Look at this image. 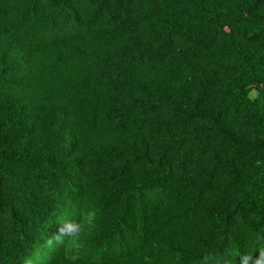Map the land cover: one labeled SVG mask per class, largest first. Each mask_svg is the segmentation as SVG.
I'll return each mask as SVG.
<instances>
[{
	"label": "trees",
	"instance_id": "trees-1",
	"mask_svg": "<svg viewBox=\"0 0 264 264\" xmlns=\"http://www.w3.org/2000/svg\"><path fill=\"white\" fill-rule=\"evenodd\" d=\"M256 233L264 0H0V264H264Z\"/></svg>",
	"mask_w": 264,
	"mask_h": 264
},
{
	"label": "clouds",
	"instance_id": "clouds-1",
	"mask_svg": "<svg viewBox=\"0 0 264 264\" xmlns=\"http://www.w3.org/2000/svg\"><path fill=\"white\" fill-rule=\"evenodd\" d=\"M80 199L82 204L79 209H73L69 204L67 210L59 211L49 224V227H57L47 238L46 244L58 246L68 262L76 261L86 250L87 236L97 228L101 219L95 196L91 191L85 190ZM251 244L264 254V233L254 234Z\"/></svg>",
	"mask_w": 264,
	"mask_h": 264
}]
</instances>
